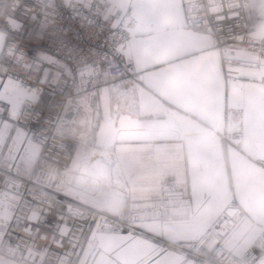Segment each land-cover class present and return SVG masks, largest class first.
<instances>
[{"label": "snow or ice", "instance_id": "snow-or-ice-1", "mask_svg": "<svg viewBox=\"0 0 264 264\" xmlns=\"http://www.w3.org/2000/svg\"><path fill=\"white\" fill-rule=\"evenodd\" d=\"M239 148L264 160V0H0V170L33 185L27 212L0 192V264H264V166Z\"/></svg>", "mask_w": 264, "mask_h": 264}, {"label": "built area", "instance_id": "built-area-1", "mask_svg": "<svg viewBox=\"0 0 264 264\" xmlns=\"http://www.w3.org/2000/svg\"><path fill=\"white\" fill-rule=\"evenodd\" d=\"M231 21H225L224 25L225 27H222V32L220 33L221 37L224 39L226 44L229 45H234L237 44V41L234 40L233 36L235 35L236 32L240 31L241 29H237L233 26V34L229 35L228 33V29H227V25L231 24ZM244 22H241V27H243ZM248 42L245 41L243 44L240 45V47L242 48H246L247 47ZM97 52L99 53V57H93V58H99L102 59L103 58V53L104 51L108 50V47L105 43V40L103 38V36L101 37L100 40H98L96 42L95 45ZM87 51V49H86ZM97 67H99V65H97ZM106 67V66H105ZM224 68L226 70H229V67L227 64H225ZM231 69L234 72H238V73H250L253 72L254 69L251 68L248 64L243 63L241 60H233L231 61ZM51 71L53 73L59 72L60 70L57 68H52ZM42 75V73H41ZM104 75L107 76H117L120 75L119 70H115V71H109L107 73H104ZM29 84L32 86H39L42 91H41V98H42V103L40 105L37 106V111L38 114L40 116L39 120H31L28 121L29 126L31 128L34 129H40V128H47V124L45 123V121L48 118V111H47V106L49 104H51L53 102L54 99H58V97H53L50 93L51 90L48 89L45 85H38L37 82V77H36V73L33 72L29 77ZM91 113L84 111L81 112L78 119L79 118H87V121L91 120ZM59 159V157H57ZM46 167V165H44ZM8 173L5 170H0V192H6L9 195H16L18 197H20V205L23 207L24 212H27L30 208H31V204L26 203L28 201H32L33 197L32 195L29 193L28 189L32 188L33 185L27 181V180H22V182L20 183V187L19 189H15L10 183H6V181L8 180ZM35 191L37 192L38 196L42 195V190L40 189L39 185L35 186ZM62 198V197H59ZM21 215H23V213H21ZM20 235L24 236L25 234L23 233V231H20ZM43 243V242H41ZM53 247H56V245H53ZM46 264H55V262L53 260H49L46 262Z\"/></svg>", "mask_w": 264, "mask_h": 264}, {"label": "crops", "instance_id": "crops-1", "mask_svg": "<svg viewBox=\"0 0 264 264\" xmlns=\"http://www.w3.org/2000/svg\"><path fill=\"white\" fill-rule=\"evenodd\" d=\"M258 22V21H257ZM224 76L225 78H230L231 76H237L239 75L241 77L240 82L241 83H248V79L246 77V73H238V72H234L232 71L231 73L229 72V70H226L224 68ZM112 107H113V112L115 114V112L117 110H119V112H121L124 115H128L127 109L124 107V102L122 99H118V98H114L112 100ZM179 110V109H177ZM183 115H185V117L189 120V122L192 125L193 130H198L201 129L203 127H205L206 125L204 124L203 121H201L199 119V117L197 115H195L194 113H182ZM118 119V117H116ZM82 119L84 121H87V118H79ZM133 119H135V117H133ZM82 127L85 128L86 130V125H82ZM237 151H239L240 157L244 160L249 161L250 163L255 164L256 166H264V160L259 159L257 156L254 155V152L256 151V149H243V148H239L236 149ZM226 166L228 167L229 171L231 170L232 167V159L231 156H227L226 160H225Z\"/></svg>", "mask_w": 264, "mask_h": 264}]
</instances>
